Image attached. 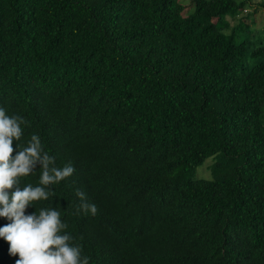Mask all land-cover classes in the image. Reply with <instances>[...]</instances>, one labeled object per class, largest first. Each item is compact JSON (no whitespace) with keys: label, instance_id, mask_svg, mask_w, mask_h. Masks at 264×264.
I'll return each instance as SVG.
<instances>
[{"label":"trees","instance_id":"trees-1","mask_svg":"<svg viewBox=\"0 0 264 264\" xmlns=\"http://www.w3.org/2000/svg\"><path fill=\"white\" fill-rule=\"evenodd\" d=\"M191 5L0 0V108L26 121L13 147L37 134L75 168L26 214L60 211L89 264H264V44L237 36L264 2ZM77 189L96 216L75 214Z\"/></svg>","mask_w":264,"mask_h":264},{"label":"clouds","instance_id":"clouds-1","mask_svg":"<svg viewBox=\"0 0 264 264\" xmlns=\"http://www.w3.org/2000/svg\"><path fill=\"white\" fill-rule=\"evenodd\" d=\"M25 123L24 118L9 116L0 108V217L10 221L0 227V237L10 242L11 254L19 253L16 264H89L90 258L83 255L82 247L72 243L74 237L65 231L68 224L61 220L60 211L40 209L39 214H26L32 202L47 200L52 194L50 186L71 177L75 168L70 161L58 167L56 158L45 151L37 134L25 147L18 143L16 151L13 140H21ZM37 165L41 169L39 184H27L21 189V178L34 173ZM76 194L81 203L75 214L96 216L97 205L88 202L84 191L77 189Z\"/></svg>","mask_w":264,"mask_h":264},{"label":"rangeland","instance_id":"rangeland-1","mask_svg":"<svg viewBox=\"0 0 264 264\" xmlns=\"http://www.w3.org/2000/svg\"><path fill=\"white\" fill-rule=\"evenodd\" d=\"M254 2H264V0H253ZM181 2L187 6L186 11L187 13L193 12L194 11V6H190L191 0H181ZM248 11L242 13L239 17L243 16L244 14L251 13L249 18L251 20H255V23H249L250 29L249 30H243L242 27H239L238 30V40L245 39L247 38L250 43L253 45H258V44H264V10L260 9L258 11L256 6H253L252 8H248ZM230 16L227 17V20L229 19L232 24H236L237 22L240 23L241 19L239 20H234L230 19ZM245 22H242V24ZM257 60V57H253L252 61ZM213 163V157L207 158V160L198 168L196 169L195 176L196 177H201V178H212V171H211V164Z\"/></svg>","mask_w":264,"mask_h":264}]
</instances>
